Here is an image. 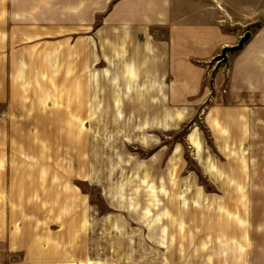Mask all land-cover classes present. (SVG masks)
<instances>
[{"label": "rangeland", "instance_id": "rangeland-1", "mask_svg": "<svg viewBox=\"0 0 264 264\" xmlns=\"http://www.w3.org/2000/svg\"><path fill=\"white\" fill-rule=\"evenodd\" d=\"M218 12L233 45L264 27V5ZM96 25L0 20V264H264V185L221 182L238 146L109 97L106 63L65 55Z\"/></svg>", "mask_w": 264, "mask_h": 264}, {"label": "crops", "instance_id": "crops-1", "mask_svg": "<svg viewBox=\"0 0 264 264\" xmlns=\"http://www.w3.org/2000/svg\"><path fill=\"white\" fill-rule=\"evenodd\" d=\"M263 5L264 0H0V20H63L70 36L97 23L94 34L80 36L75 52L69 48L65 55L83 63L86 58L85 71L88 62L106 63L110 69L97 70V76L102 74L114 101L116 89L135 91L141 98L135 103L159 105L161 115L183 111L185 118L197 113L207 120L215 140L238 146V180H232L233 167V177L224 173L221 182L254 189L264 185V27L249 32L225 64L216 68L213 60L235 37L217 23L218 8L230 18L228 10L245 15Z\"/></svg>", "mask_w": 264, "mask_h": 264}, {"label": "water", "instance_id": "water-1", "mask_svg": "<svg viewBox=\"0 0 264 264\" xmlns=\"http://www.w3.org/2000/svg\"><path fill=\"white\" fill-rule=\"evenodd\" d=\"M249 38H250V33L245 32L240 37L237 44L222 48L220 54L216 56L213 60V63L216 64V68L227 62V55L239 52L243 48L244 44L249 40Z\"/></svg>", "mask_w": 264, "mask_h": 264}]
</instances>
